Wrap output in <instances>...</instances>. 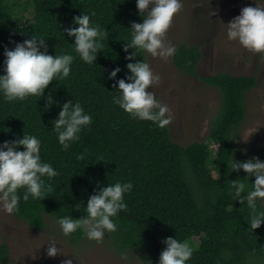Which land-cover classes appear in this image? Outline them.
I'll return each mask as SVG.
<instances>
[{
  "label": "trees",
  "instance_id": "trees-1",
  "mask_svg": "<svg viewBox=\"0 0 264 264\" xmlns=\"http://www.w3.org/2000/svg\"><path fill=\"white\" fill-rule=\"evenodd\" d=\"M30 7L34 14L28 17ZM84 12L106 33L104 49L91 65L80 59L74 38L64 32L76 26L73 17ZM133 21L143 22L136 0H0V74H4L5 46L14 48L10 41L22 42L32 35L44 39L50 54L69 52L75 57L70 76L52 81L42 98L9 102L0 95V143L22 138L24 131L36 135L42 141V159L59 173L45 178L52 186L47 197L21 199L15 217L41 231L46 228V215L56 221L64 215L85 216L76 204L86 206L90 195L108 183L130 181L134 188L125 195L128 207L113 218L118 231L110 233L120 249L140 252L146 263L159 264L166 248L163 241L176 237L193 250L188 264H264V224L250 230L247 219L252 210L246 201L234 200L227 188L228 180L248 175L243 169H231L233 159L264 160V146L241 152L237 142L247 115L246 96L257 86V79L225 72L203 76L199 72L202 49L180 45L173 57L175 66L216 89L221 105L205 141L177 144L168 126L160 128L134 118L113 103L117 89L109 74L117 66L121 71L115 79L129 73L126 57L134 49L125 52L124 44L131 39ZM144 56L137 51V59ZM50 93L58 103L46 110ZM68 100H78L92 116V123L65 150L52 130V120ZM213 143L218 146L215 151ZM80 154L83 159H78ZM254 180V176L246 180L249 187ZM257 211H264L263 203ZM69 237L74 244L86 238L79 230ZM8 258L9 247L3 242L0 264Z\"/></svg>",
  "mask_w": 264,
  "mask_h": 264
},
{
  "label": "clouds",
  "instance_id": "clouds-1",
  "mask_svg": "<svg viewBox=\"0 0 264 264\" xmlns=\"http://www.w3.org/2000/svg\"><path fill=\"white\" fill-rule=\"evenodd\" d=\"M136 5L143 22H132L131 39L124 44L125 52L129 48L134 49L126 57L130 61L126 64L129 70L126 78L115 79L121 71L119 66L109 74V78L115 81L113 88L117 89L113 103L134 118L151 121L164 128L172 122L173 115L169 105L158 99L153 90H149L160 83L161 77L153 71L147 57L150 55L168 60L174 56L176 46L171 41L166 42L165 38L183 3L182 0H136ZM73 23L76 26L66 28L64 32L74 38L72 44L80 59L90 65L94 64L98 53L104 49L105 31L87 12L74 16ZM226 25L229 41H238L248 51L264 55V0H256V6L243 7L240 14ZM10 42L15 46H5L4 74H0V95L4 100L13 102L25 100L29 96L42 98L52 81L70 76L75 59L71 53L52 55L44 39L35 35L22 42ZM41 48L44 50L41 51ZM137 51L145 54L143 59L136 58ZM133 60L135 62H131ZM54 103L58 102L50 93L45 109ZM60 108L58 116L52 120V130L59 144L67 150L72 143L80 140V133L92 123V116L78 100L75 103L68 100ZM41 151L42 141L25 131L22 138L0 143V208L5 212L12 214L18 211L21 199L25 202L29 199L42 200L52 190L45 178L50 180L59 173L50 162L42 159ZM78 159H83V154ZM230 167L248 173L243 178L228 180L227 188L234 200L239 199L242 203L246 201L252 210V215L247 219L249 229H257L264 224V211H257L258 204L264 203V160L259 157L246 161L233 159ZM250 176L255 177L251 187L246 183ZM133 188L130 181H116L99 187L98 191L90 195L86 206L76 204V208H83L85 216L73 218L64 215L57 218L60 231L68 237L79 230L89 241L102 242L106 233L118 231V224L113 218L127 209L125 195L131 193ZM163 243L166 248L160 254L159 264H188L193 255L188 243L176 237H167ZM57 244V240H49L48 256H67ZM62 264H73V260L65 259Z\"/></svg>",
  "mask_w": 264,
  "mask_h": 264
},
{
  "label": "rangeland",
  "instance_id": "rangeland-1",
  "mask_svg": "<svg viewBox=\"0 0 264 264\" xmlns=\"http://www.w3.org/2000/svg\"><path fill=\"white\" fill-rule=\"evenodd\" d=\"M182 3L166 34V42L171 41L176 49L184 43L199 46L203 51L199 72L203 76L225 72L257 79V86L246 96L247 115L239 128L237 142L241 152L263 147L264 55L250 52L226 36V24L239 15L243 7L256 6V0H182ZM33 14L30 7L26 15ZM173 57L168 60L147 57L153 71L161 77L160 83L149 90L169 105L173 120L168 128L175 143L203 142L219 112L220 95L216 89L180 71ZM217 147L215 143L211 145L214 151ZM45 218L46 228L37 231L17 219L14 213L0 208V244L6 242L9 247L6 264H62L65 259H72L73 264H149L141 259L140 252L120 249L110 233H106L100 243L85 238L74 244L69 236L62 234L51 215ZM52 239L59 242L57 247L67 256H48V242Z\"/></svg>",
  "mask_w": 264,
  "mask_h": 264
}]
</instances>
